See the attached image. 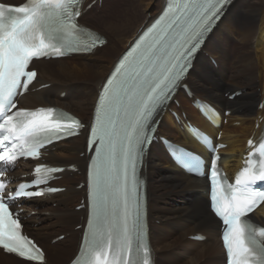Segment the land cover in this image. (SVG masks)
<instances>
[{
    "label": "bare ground",
    "instance_id": "1",
    "mask_svg": "<svg viewBox=\"0 0 264 264\" xmlns=\"http://www.w3.org/2000/svg\"><path fill=\"white\" fill-rule=\"evenodd\" d=\"M87 1L89 4L94 0ZM164 2L165 0H106L98 18L100 31L83 22L88 12L84 14L80 18L81 23L97 31L106 44L86 56L35 62L39 74L33 88L46 84H50V87L25 95L22 106L35 108L50 103L72 111L81 119L89 110L92 114L100 86L111 67L142 29L159 14ZM228 39L237 40L236 46L230 47ZM203 50L208 57L201 53L197 55L185 83L196 98L211 103L222 113L225 110L231 111L227 123L223 124L220 130L210 127L194 109L192 100L183 92L176 96L180 107L172 108L171 105L170 108L178 114L180 120L184 118L182 113H185L187 120L213 136L222 132L221 143L228 146L221 151V164L228 174L234 175L241 167L243 155L246 154L247 139L253 134L258 136L263 126L262 124L260 129L256 130V123L264 117V108H258L264 100V0H235L209 36ZM230 54H234V59L230 60ZM210 58L219 60L218 71L212 66ZM229 84L237 90L226 91ZM61 88L64 91L60 90ZM239 91H242L240 100L238 98L229 101L225 97L227 93L232 95ZM158 133L191 150H202L168 111L161 116ZM85 139L86 133H83L77 138L58 143L55 150L49 152L47 159V163L57 166L74 164L82 174L65 172L57 182L59 186L66 188L64 193L45 199H32L23 207L26 213H34L26 221L25 230L29 225L28 230L39 238V241L42 235H53V239L65 235V244L53 247L50 244L47 247L52 263L46 254V264H68L78 249L77 241L82 232L75 231V226L83 223L88 210L86 208L76 211V206L80 205L78 203L72 207V203L75 202L76 196L86 200L87 188L85 186L78 190L75 184L71 183L74 177H82L83 172H86L87 157L79 159V154L86 149ZM61 159L64 162H72L59 163ZM23 166L26 168L29 164ZM142 175L149 186V223L154 218L162 222L153 229L152 235L149 233L152 250L165 253L168 264H225V253L220 241V224L209 211L206 180L187 176L177 169L160 143L151 144ZM79 181L77 186L86 182L85 174ZM51 202L58 203V208L52 209L49 205ZM162 204L171 205L164 208ZM46 213L52 218L46 225H42L43 218L36 216ZM250 217L264 226V203ZM62 230L63 232H60ZM201 232L208 235L205 242L196 243L189 240V237L202 234ZM42 243L45 245L47 242L44 240ZM18 261L20 260L0 251V264H29ZM156 264L163 263L156 261Z\"/></svg>",
    "mask_w": 264,
    "mask_h": 264
},
{
    "label": "snow or ice",
    "instance_id": "2",
    "mask_svg": "<svg viewBox=\"0 0 264 264\" xmlns=\"http://www.w3.org/2000/svg\"><path fill=\"white\" fill-rule=\"evenodd\" d=\"M226 3L227 0H215L207 5L193 3L191 15L175 18L142 48L138 44L136 47L140 51L127 70L120 73L118 69L102 88L95 123L89 131V143L93 145L95 156L90 170L93 219L89 221V252L94 254L96 264H109L107 259L101 258V253L106 256L114 250L118 254L114 264H128L134 239L140 238L136 173L139 158L151 143L150 122H154L157 108L162 110L168 106L165 102H172L170 97L190 70L191 58L204 33ZM44 5L52 6L51 0H43L39 9L0 4V108L5 102L11 104L15 91L27 87L36 77L35 71H25L32 58L62 54L65 49L73 53L87 52L96 47L95 42L78 38V26L70 4L57 0L55 12ZM22 77L26 83H21ZM48 112L49 115L39 122L29 120L6 130L14 139L29 136L34 140H38L40 134L51 140L74 130L75 125L65 126L62 116L52 119V110ZM12 120V116L7 117V122ZM247 179L250 183L264 182V168ZM8 191L6 189L4 195ZM17 194L36 195L34 192ZM261 199L264 202V193ZM254 204V199L247 202L246 207L238 202L230 214L224 215L223 223L228 226L224 239L233 256V264H250V258L253 264H264V243L254 237L249 239L241 225V217L251 212ZM20 227L0 197V244L23 257L27 254L23 246L13 243L18 239ZM259 231L264 236V228Z\"/></svg>",
    "mask_w": 264,
    "mask_h": 264
},
{
    "label": "rangeland",
    "instance_id": "3",
    "mask_svg": "<svg viewBox=\"0 0 264 264\" xmlns=\"http://www.w3.org/2000/svg\"><path fill=\"white\" fill-rule=\"evenodd\" d=\"M106 3V0H98V2H97V4H95L89 11H88V14L84 17V23L87 25V26H89V27H91V28H97L98 29V31H100L101 29H100V25L98 26V21H100V19H98L99 18V16L102 14V12H101V10L103 9V5ZM95 26V27H94ZM97 32V31H96ZM228 44H229V46L230 47H235L236 46V44H237V40H235V39H228ZM201 55H203L204 57H208V54L206 53V51H204L203 53H201ZM229 58H230V60H232V59H234V54H230L229 55ZM215 61H217V63H218V59L216 58L215 59ZM211 62V61H210ZM212 64V63H211ZM56 66V65H55ZM212 66H213V64H212ZM218 67H219V65H218ZM218 67L217 66H214V68H215V70L216 71H218ZM192 88V87H191ZM49 89V88H48ZM60 90H63V88H61ZM231 90V91H230ZM235 90H237V88H235V87H233V86H231L230 84L227 86V88H226V91H230V92H232V91H235ZM64 91V90H63ZM65 91H67V90H65ZM257 92H259V89L257 90ZM224 94V92L222 93V95ZM62 97H64L63 95H62ZM239 98V97H238ZM238 98H236V99H238ZM241 98V97H240ZM240 98L238 99V100H240ZM258 101V100H257ZM257 101L255 102V104H257ZM259 102V101H258ZM47 105H53V104H47ZM229 105V104H228ZM227 105V106H228ZM238 105H239V103H237V108H238ZM230 106V105H229ZM228 106V107H229ZM178 106L177 105H172V108H177ZM67 111H69L70 112V110H67ZM93 112V111H92ZM70 113H72L73 114V112L71 111ZM90 114V115H89ZM91 116H92V114L90 113V110H89V112L88 113H85V115H83V120H85V121H83L81 118H79V119H81V121H83L84 123L85 122H87V121H89L90 120V118H91ZM183 117V116H182ZM85 143H86V139H85ZM84 153V152H83ZM83 153H80L79 154V159H81L82 158V156H81V154H83ZM62 161H60L59 160V163H70V162H72V161H70V162H64V160L63 159H61ZM55 161H58V160H55ZM53 163H56V164H58L57 162H53ZM84 174H85V171L83 172V175H82V177L81 176H78V177H74L73 179L74 180H72L73 182L71 183V184H75V188L76 189H78L77 188V184H78V182H80L79 180L82 178L83 179V176H84ZM149 187V186H148ZM79 190V189H78ZM78 193H81V192H78ZM81 196H76V200H75V202L74 203H72V207H75V205L76 204H78L79 203V205H81V201H82V198H80ZM51 207H52V209H55L56 207L58 208V203H56V202H51L50 204H49ZM163 205V207L164 208H168V207H170V205L169 204H162ZM76 207H78V206H76ZM56 208V209H57ZM72 210V209H71ZM83 211V210H82ZM36 217H40V218H43V222L41 223L42 225H46L48 222H49V220H50V218H52V217H48V213H46V214H43L42 216L40 215H38V216H36ZM48 217V218H47ZM152 219V218H151ZM84 220V219H83ZM82 220V221H83ZM82 223V222H81ZM81 223L80 224H77V226H75V231H82V230H76L77 228L76 227H78L79 225H81ZM161 221L160 220H158V219H155L154 218V220L152 219L151 221H150V228H151V231H150V235H152V232H153V229L156 227V226H160L161 225ZM40 224V225H41ZM29 226V225H28ZM28 226H27V231L30 233V235H32L36 240H37V242L44 248V250H45V252H46V254H47V259L49 260V261H51V263H52V259H51V257H50V255L49 254H51L50 253V250L47 248L50 244H51V241L53 240V238H52V236L53 235H50V236H44V235H42V237H40V241H39V238H36L35 237V235L31 232V231H29L28 230ZM31 227H33L32 226V224L30 225ZM34 227H36V225L34 226ZM39 227V226H38ZM37 227V228H38ZM36 229V228H35ZM60 232H63V230L62 231H60ZM59 233V232H58ZM202 234H205V235H207L205 232H201ZM67 234V233H66ZM69 235H70V233H68ZM208 236V235H207ZM80 237H81V235L79 236V240L77 241V243L79 244V241H80ZM52 238V239H51ZM68 238V237H67ZM66 238V239H67ZM46 241L47 243L45 244V245H43V243H42V241ZM65 240V239H64ZM64 240H62V241H59L58 243H56V244H52V245H50L51 247H53V246H55V245H59V244H65V241ZM64 241V242H63ZM77 248H78V246H76ZM76 248V249H77ZM155 253H156V255H157V260L156 261H159L160 263H163V264H168V262H167V256L165 255V253H162V252H159V251H157V250H155ZM75 256V255H74ZM203 260V262H205V260L204 259H202ZM48 261V262H49ZM18 262H20V261H18ZM21 264V263H20ZM56 264V263H55ZM58 264V263H57Z\"/></svg>",
    "mask_w": 264,
    "mask_h": 264
}]
</instances>
